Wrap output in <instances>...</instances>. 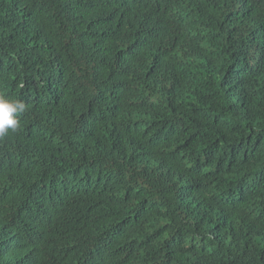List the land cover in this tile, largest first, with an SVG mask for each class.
<instances>
[{"label":"trees","instance_id":"1","mask_svg":"<svg viewBox=\"0 0 264 264\" xmlns=\"http://www.w3.org/2000/svg\"><path fill=\"white\" fill-rule=\"evenodd\" d=\"M0 264H264V0H0Z\"/></svg>","mask_w":264,"mask_h":264},{"label":"clouds","instance_id":"2","mask_svg":"<svg viewBox=\"0 0 264 264\" xmlns=\"http://www.w3.org/2000/svg\"><path fill=\"white\" fill-rule=\"evenodd\" d=\"M24 111V104L0 96V137L18 127L17 114Z\"/></svg>","mask_w":264,"mask_h":264}]
</instances>
